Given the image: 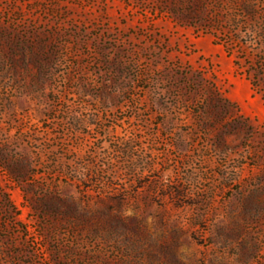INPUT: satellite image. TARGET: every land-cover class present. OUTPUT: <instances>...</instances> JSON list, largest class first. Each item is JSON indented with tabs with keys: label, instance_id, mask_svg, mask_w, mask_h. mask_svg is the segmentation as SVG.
I'll return each mask as SVG.
<instances>
[{
	"label": "rangeland",
	"instance_id": "374dc122",
	"mask_svg": "<svg viewBox=\"0 0 264 264\" xmlns=\"http://www.w3.org/2000/svg\"><path fill=\"white\" fill-rule=\"evenodd\" d=\"M0 264H264V0H0Z\"/></svg>",
	"mask_w": 264,
	"mask_h": 264
}]
</instances>
